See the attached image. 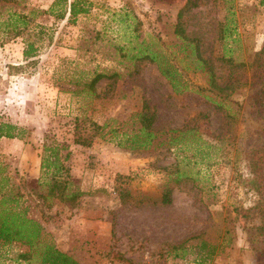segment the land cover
<instances>
[{
  "label": "rangeland",
  "instance_id": "374dc122",
  "mask_svg": "<svg viewBox=\"0 0 264 264\" xmlns=\"http://www.w3.org/2000/svg\"><path fill=\"white\" fill-rule=\"evenodd\" d=\"M88 1L74 21L50 14L53 0L0 1V124L20 132L0 137V208L38 221L83 264H264V171L252 164L264 152V111L251 77L264 0ZM182 9L186 39L174 31ZM9 11L29 19L19 36L3 27ZM24 39L36 47L28 58ZM137 46L166 56L175 87L155 61L133 57ZM197 52L220 85L231 68L219 56L243 63L229 100L208 90ZM96 72L107 76L90 87ZM144 102L155 135L133 147L123 133L137 131ZM45 137L67 144L56 178L40 169ZM27 250L0 241V264H39L14 261Z\"/></svg>",
  "mask_w": 264,
  "mask_h": 264
},
{
  "label": "trees",
  "instance_id": "16d2710c",
  "mask_svg": "<svg viewBox=\"0 0 264 264\" xmlns=\"http://www.w3.org/2000/svg\"><path fill=\"white\" fill-rule=\"evenodd\" d=\"M5 2H14L16 0H0ZM19 1V0H17ZM188 6L194 7L197 6L198 3L196 0H187ZM90 2L88 0H53L49 13L52 15H56L57 17H63L67 14L68 19L74 21L75 18L80 14H86L89 11ZM183 13V9L178 12V22L175 26V33L181 39H186L185 31L183 28V21L181 20V16ZM28 17L25 13H20L16 11L7 12V18L3 22V27L5 29L11 30L12 35L19 36L22 30L26 27L28 23ZM29 37V36H28ZM24 48H23V57L28 58L33 55L36 47L30 39H24ZM141 45V44H140ZM180 48L183 45L179 46ZM136 53L133 55L134 58H139L141 54H145L143 58H147L150 61H155L160 69V72L166 76L170 82H172V86L175 87V81L177 80L178 73L176 69L168 62L167 58L163 53L158 52L157 50H153L149 47L143 49L141 46L136 47ZM198 54V52H197ZM141 58V57H140ZM197 60L199 61V69L201 71H205L208 75V90L214 92L217 96L221 97V99H228L230 93L239 87L240 80L243 76V71L241 67L243 66L242 62H234L232 59L223 54L219 56L216 60L220 63H223L225 66H229L231 71L228 74V78L231 83H225V85H220L217 82L218 76H216L214 67L212 63H209L207 59H203L199 54L197 55ZM251 69H252V81L258 86L254 94V101L259 106L260 111H264V42L259 50H257L252 57L251 61ZM107 76L106 73L96 72L94 77L89 81V86L93 87V85L100 80L101 78ZM237 82L232 85V81ZM85 87L82 89L84 90ZM81 90V91H82ZM77 89H73L72 93H77ZM94 95L97 93L93 92ZM222 106V102H218L216 104V108H220ZM139 120V127L136 132H132V134L127 135L123 133L124 136H131L132 142H138L132 145L133 147H141L147 146L150 140L154 137L152 125L155 119L154 111L151 110L150 106L147 103H143L142 109L137 113ZM228 119H233V114L226 113L225 115ZM16 127L14 125H10L7 123L0 124V137H8L14 138L19 137V131H13ZM86 138L80 137V135L74 134V143L84 144ZM121 144V142H118ZM67 144L62 142H58L55 139H47L45 137L44 142L42 144V155H41V163L40 169L43 171H51L54 178L61 172L63 166L60 163V149H66ZM258 153H261L258 151ZM67 157V154L65 155ZM252 164L255 170L264 171V152L258 156L257 160L252 158ZM264 178V175H263ZM82 191H73L71 194H67L66 198L71 201H75L80 195H82ZM15 200V199H11ZM10 200V201H11ZM5 198L1 196L0 203H4ZM163 203H169L170 198L168 194H164L162 196ZM75 204V203H74ZM0 241L4 243H8L11 241H18L22 244L28 246V250L24 252H20L16 254L14 261L24 260L25 262L31 261L35 255L38 256L39 264H78V262L66 254L65 252L58 249L51 239L48 236H45L43 232L41 224L35 219L29 218L24 215L22 211L15 210L14 207L9 208H0Z\"/></svg>",
  "mask_w": 264,
  "mask_h": 264
},
{
  "label": "crops",
  "instance_id": "0c3cea01",
  "mask_svg": "<svg viewBox=\"0 0 264 264\" xmlns=\"http://www.w3.org/2000/svg\"><path fill=\"white\" fill-rule=\"evenodd\" d=\"M79 259V258H78ZM78 264H83L81 261H80V259L78 260Z\"/></svg>",
  "mask_w": 264,
  "mask_h": 264
}]
</instances>
